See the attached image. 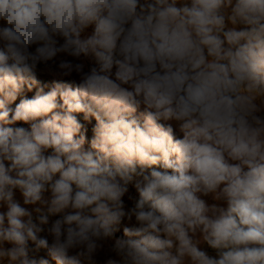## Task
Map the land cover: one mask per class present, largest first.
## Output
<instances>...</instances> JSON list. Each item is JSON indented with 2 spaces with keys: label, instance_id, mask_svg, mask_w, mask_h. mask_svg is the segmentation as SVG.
I'll return each instance as SVG.
<instances>
[{
  "label": "clouds",
  "instance_id": "obj_1",
  "mask_svg": "<svg viewBox=\"0 0 264 264\" xmlns=\"http://www.w3.org/2000/svg\"><path fill=\"white\" fill-rule=\"evenodd\" d=\"M0 264H264V0H0Z\"/></svg>",
  "mask_w": 264,
  "mask_h": 264
}]
</instances>
